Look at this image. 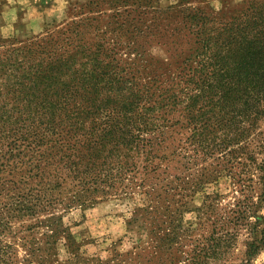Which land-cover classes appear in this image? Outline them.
Returning a JSON list of instances; mask_svg holds the SVG:
<instances>
[{
    "label": "trees",
    "instance_id": "1",
    "mask_svg": "<svg viewBox=\"0 0 264 264\" xmlns=\"http://www.w3.org/2000/svg\"><path fill=\"white\" fill-rule=\"evenodd\" d=\"M190 3L89 0L35 39H0V264L18 246L23 264H208L243 228L248 255L264 249V1L230 17ZM223 178L240 196L225 206ZM200 193L207 239L182 225ZM128 197L140 253L120 240L88 256L97 241L65 217Z\"/></svg>",
    "mask_w": 264,
    "mask_h": 264
},
{
    "label": "rangeland",
    "instance_id": "2",
    "mask_svg": "<svg viewBox=\"0 0 264 264\" xmlns=\"http://www.w3.org/2000/svg\"><path fill=\"white\" fill-rule=\"evenodd\" d=\"M191 1L187 6L207 7L217 14L225 17L236 15L241 9L249 6H258L264 0H188ZM59 0H0V39L7 41H17L25 43L31 39H35L42 35L47 28L72 19L73 12L86 5L89 0H62V7L59 9ZM179 0H160V7L167 10L176 6ZM87 11V10H86ZM103 20H107L104 16ZM254 144H264V118L260 122L259 129L254 136ZM258 163L264 159V154H256ZM257 175V173H256ZM214 187H212L213 189ZM209 188V191L212 190ZM219 189L224 195L221 205L225 206L235 201V197H240L235 188L230 185L227 178L221 179ZM202 193L193 197L184 213L182 225L184 228L193 227L196 238H209L212 234V221L207 219H199L198 209L202 208ZM139 202L134 199L109 198L100 200L91 207L83 209H74L65 217V223L69 226L72 234L80 241L82 239H90L97 241L94 245L86 246L85 250L88 256L101 255L107 257V247L113 242L120 240L125 241V247L132 249L134 254L140 253L137 247L142 245L140 241L141 231L135 227V232L129 233L125 219L129 217L131 208H135ZM168 202L163 204L164 210ZM258 215H264V207L258 212ZM45 218V217H44ZM164 218V217H163ZM166 218V217H165ZM181 221V217H177ZM47 220V219H46ZM40 230L46 229L45 226ZM152 229L142 232L148 238V255L150 259L155 253V242ZM134 237L133 242L127 243L129 237ZM11 242L12 238L4 237L1 240ZM252 241V235L248 229L243 228L239 231L238 236L228 248L222 249L221 254L213 257L208 264H264V249L256 254L248 255V244ZM19 243V239H18ZM20 243L22 241L20 240ZM21 245V244H20ZM61 247V248H60ZM59 253L65 255V250L59 244ZM100 249H103L101 251ZM18 264H23L26 258V251L18 246ZM62 260V259H61ZM178 261H184V256L179 253ZM183 264V263H180Z\"/></svg>",
    "mask_w": 264,
    "mask_h": 264
},
{
    "label": "crops",
    "instance_id": "3",
    "mask_svg": "<svg viewBox=\"0 0 264 264\" xmlns=\"http://www.w3.org/2000/svg\"><path fill=\"white\" fill-rule=\"evenodd\" d=\"M62 0H59V6H58V8L57 9H59L60 7H62V2H61Z\"/></svg>",
    "mask_w": 264,
    "mask_h": 264
}]
</instances>
